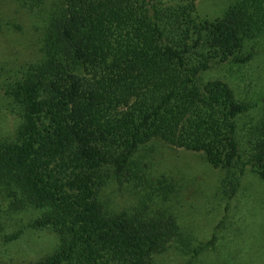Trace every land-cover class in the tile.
Returning <instances> with one entry per match:
<instances>
[{
    "label": "trees",
    "instance_id": "16d2710c",
    "mask_svg": "<svg viewBox=\"0 0 264 264\" xmlns=\"http://www.w3.org/2000/svg\"><path fill=\"white\" fill-rule=\"evenodd\" d=\"M263 31L264 0H234L212 21L197 18L195 0H59L42 22L39 58L2 93L19 121L0 141V188L38 212L31 228L56 236L35 264H148L178 236L171 217L108 213L96 198L106 183L121 192L140 179L147 142L201 154L222 172L226 204L246 168L264 182V111L254 120L256 102L204 78L249 61L244 40Z\"/></svg>",
    "mask_w": 264,
    "mask_h": 264
},
{
    "label": "rangeland",
    "instance_id": "374dc122",
    "mask_svg": "<svg viewBox=\"0 0 264 264\" xmlns=\"http://www.w3.org/2000/svg\"><path fill=\"white\" fill-rule=\"evenodd\" d=\"M233 1L195 0L196 16L212 21ZM58 3L0 0V141L13 139L19 121L16 111L6 108L3 90L39 58L42 22ZM243 50L253 53L249 61L212 66L204 78L226 83L239 102H256L258 107L250 114L254 120L261 119L264 31L244 40ZM136 162L141 175L137 182L125 183L121 192L114 183H106L96 198L108 213L136 208L144 218L171 217L175 221L178 236L148 264H264V182L255 174L244 170L238 191L226 204L219 192L222 172L209 167L199 153L153 140L141 146ZM53 171L62 179L56 166ZM37 214L0 188V264H35L53 253L55 234L48 228L29 226ZM212 233V246L192 256L191 251L205 244ZM13 234L16 238L5 241Z\"/></svg>",
    "mask_w": 264,
    "mask_h": 264
}]
</instances>
